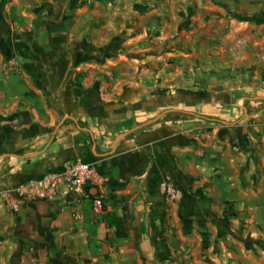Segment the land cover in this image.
Returning a JSON list of instances; mask_svg holds the SVG:
<instances>
[{
	"label": "crops",
	"instance_id": "obj_1",
	"mask_svg": "<svg viewBox=\"0 0 264 264\" xmlns=\"http://www.w3.org/2000/svg\"><path fill=\"white\" fill-rule=\"evenodd\" d=\"M262 7L211 63L233 93L196 115L130 48L128 0H0V185L87 162L108 209L0 197V264H264Z\"/></svg>",
	"mask_w": 264,
	"mask_h": 264
},
{
	"label": "rangeland",
	"instance_id": "obj_2",
	"mask_svg": "<svg viewBox=\"0 0 264 264\" xmlns=\"http://www.w3.org/2000/svg\"><path fill=\"white\" fill-rule=\"evenodd\" d=\"M108 1L115 5L119 0ZM128 2L130 9L139 11L140 21H144V26L138 27V18L133 19L131 13V21H127L124 27L129 46L142 50L139 53L144 57L146 68L154 65L149 73L161 82L159 91L177 97L175 110L202 115L204 108L209 107L203 100L206 94L233 93V76L229 74L234 71L218 73V66L212 67L211 63L220 64L224 58L218 53L220 47L235 43L236 33L240 31L236 20L251 17L256 20L263 12L264 0ZM154 55L156 59H152ZM208 67L211 71L204 69ZM223 74L230 79L226 84L228 87L219 85ZM173 83H177L176 86H172Z\"/></svg>",
	"mask_w": 264,
	"mask_h": 264
},
{
	"label": "built area",
	"instance_id": "obj_3",
	"mask_svg": "<svg viewBox=\"0 0 264 264\" xmlns=\"http://www.w3.org/2000/svg\"><path fill=\"white\" fill-rule=\"evenodd\" d=\"M104 181L98 176L97 169L93 164L76 161L69 164L60 173L46 174L41 178L21 183L14 188L0 185V197L9 200L11 208L15 211L19 208V202L23 200H43L55 203L68 200L80 202L82 198L86 197L92 201L94 215L103 218L108 213L105 194L100 192L91 195L88 189L90 186L98 185ZM168 191L170 197H177L171 188ZM75 218H80L78 212L75 213Z\"/></svg>",
	"mask_w": 264,
	"mask_h": 264
},
{
	"label": "trees",
	"instance_id": "obj_4",
	"mask_svg": "<svg viewBox=\"0 0 264 264\" xmlns=\"http://www.w3.org/2000/svg\"><path fill=\"white\" fill-rule=\"evenodd\" d=\"M118 234H119V235H121V236L123 235V233H122V232H120V231L118 232Z\"/></svg>",
	"mask_w": 264,
	"mask_h": 264
}]
</instances>
